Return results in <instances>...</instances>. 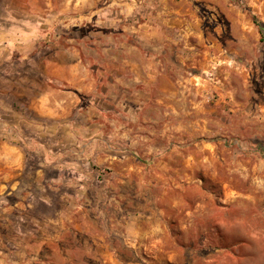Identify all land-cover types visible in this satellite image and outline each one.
I'll use <instances>...</instances> for the list:
<instances>
[{
    "label": "rangeland",
    "instance_id": "1",
    "mask_svg": "<svg viewBox=\"0 0 264 264\" xmlns=\"http://www.w3.org/2000/svg\"><path fill=\"white\" fill-rule=\"evenodd\" d=\"M254 15L264 0H0V264H264ZM116 45L159 78L100 76Z\"/></svg>",
    "mask_w": 264,
    "mask_h": 264
},
{
    "label": "crops",
    "instance_id": "2",
    "mask_svg": "<svg viewBox=\"0 0 264 264\" xmlns=\"http://www.w3.org/2000/svg\"><path fill=\"white\" fill-rule=\"evenodd\" d=\"M103 52L101 55L104 58V62H107V73L100 71V76H109L112 80L115 79L117 87H132L140 84H150L153 80L159 78V72L150 61L142 55L139 48L130 45H116V46H105L102 48ZM108 54L107 57L105 55ZM86 78V72L78 75V81ZM84 85V82H81ZM115 85V86H116ZM111 86V87H115ZM99 97L102 95L99 94ZM102 99V98H101ZM33 243H22L26 247H39L44 245L45 240L36 239ZM116 249L120 250L119 245L115 244ZM68 261V256L64 257L63 254L54 253H36L30 258V262L33 264H63L62 262ZM110 260L115 262H123L121 259L120 252L115 253L114 256L110 257Z\"/></svg>",
    "mask_w": 264,
    "mask_h": 264
},
{
    "label": "trees",
    "instance_id": "3",
    "mask_svg": "<svg viewBox=\"0 0 264 264\" xmlns=\"http://www.w3.org/2000/svg\"><path fill=\"white\" fill-rule=\"evenodd\" d=\"M253 22L257 26V28L259 29L262 42H264V23L255 15L253 16Z\"/></svg>",
    "mask_w": 264,
    "mask_h": 264
}]
</instances>
